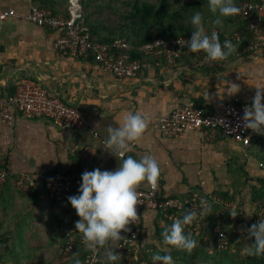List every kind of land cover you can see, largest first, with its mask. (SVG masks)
<instances>
[{"label": "crops", "instance_id": "1", "mask_svg": "<svg viewBox=\"0 0 264 264\" xmlns=\"http://www.w3.org/2000/svg\"><path fill=\"white\" fill-rule=\"evenodd\" d=\"M38 2L53 4L58 15L67 13L65 0ZM9 8L21 17L31 11L24 0H0V10ZM59 36L60 32L23 18L0 22V88L5 97H13L22 84L37 83L63 102L80 108L88 122L87 128L72 132L49 120L18 117L9 125L0 119V156L5 158L9 174L0 197V231L18 233L23 255H35L24 264H49L63 244L54 205L39 194L47 178L58 170L70 169L75 162L80 178L96 168L114 171L119 161L103 145L105 128L118 127L117 122L122 124L130 112L146 115L149 125L143 137L131 143L127 155L140 158L150 153L157 158L164 197H187L195 191L234 196L241 191L245 195L240 201L244 219L252 221L256 207L251 203L250 184L264 179L261 147L254 144L245 148L224 137L209 140L203 131L189 132L178 139L165 138L159 123L162 117L188 104L197 103L214 111L235 98L251 103L256 87L264 86V53L244 58L235 54L234 60L216 65L206 59L190 64L183 60L177 68L152 67L136 79L119 80L93 62L59 53L55 47ZM232 82L240 86V92L228 96L225 92ZM21 175L34 179L32 194L16 189L14 181ZM150 186L145 182L139 187L148 190ZM239 186L242 188L238 191ZM69 214L80 219L71 205ZM167 227L158 211L145 210L143 249L164 254L159 229ZM129 233L122 231L123 239L118 243ZM113 250L117 253L118 247ZM104 251L101 249L98 264H102Z\"/></svg>", "mask_w": 264, "mask_h": 264}, {"label": "built area", "instance_id": "2", "mask_svg": "<svg viewBox=\"0 0 264 264\" xmlns=\"http://www.w3.org/2000/svg\"><path fill=\"white\" fill-rule=\"evenodd\" d=\"M31 8L27 16H20L15 9L9 8L0 10V22L9 19L23 18L30 23L50 28L60 32L55 47L64 56L81 59L92 55L99 70L113 74L119 80H133L138 78L144 71L152 68L150 59L163 57L166 67L171 69L176 65L177 60L183 55L190 53L195 59H206L205 53H192L187 50L186 45H181L184 40L190 37L160 38L137 49L133 48L125 40H116L113 43H96L92 40L90 30L86 24L82 0H69V17L55 16L50 11L38 7L37 0H24ZM237 16L249 20L253 32V40L248 48L237 57L264 53V0L256 2H244L240 7ZM221 32L217 29L206 31L207 34ZM241 42L239 35H225V40ZM133 50L143 55L142 58H134ZM211 64L219 62L209 61ZM221 62V61H220ZM250 102H244L235 98L214 110L207 113L196 108L194 104H188L174 110L171 114L160 119V131L165 138L178 139L186 133L203 131L209 140L218 137L231 139L250 148L258 133L245 129L242 126L244 108L250 106ZM22 117L29 120H49L60 129L77 131L88 127V122L82 110L71 106L56 96L51 95L40 84L29 82L22 84L13 97H5L0 88V119L6 124H12L16 118ZM9 179L6 169L5 158L0 156V194ZM82 179L79 176V165L74 163L70 169H61L50 175L41 194V198L53 203L56 213L61 215L60 234L65 240L63 256L59 264L70 261L71 255L77 245L78 237L75 233V223L79 220L72 214L64 212V204H70L69 196L78 195L79 185ZM16 189L23 194H32L36 188L34 179L27 175H21L14 181ZM140 203L137 204L136 222L130 223V233L119 244L117 254L120 256L118 264H134L138 255L143 249L141 236L143 232V213L145 210H155L160 213L162 219L170 226L176 219L182 217L188 209H194L199 213L200 201L205 199L223 208L216 215L214 227L213 248L219 252L230 249L233 242L248 243L247 229L257 224L264 218V206L255 209L251 222L244 219L241 207L236 203L228 202L217 195H208L202 191H195L187 197H164L162 184L158 181L157 186H150L148 190L137 188ZM225 209L237 210L239 215L233 218L228 215L229 226L225 228ZM206 217L203 220L193 222L186 226L185 232L191 233L193 238L203 236L205 232ZM229 231H231L229 233ZM82 242V237H80ZM83 243V242H82ZM152 250L147 253L152 254ZM101 249L96 253L89 250L87 264H98L100 262Z\"/></svg>", "mask_w": 264, "mask_h": 264}, {"label": "clouds", "instance_id": "3", "mask_svg": "<svg viewBox=\"0 0 264 264\" xmlns=\"http://www.w3.org/2000/svg\"><path fill=\"white\" fill-rule=\"evenodd\" d=\"M209 11L216 16L214 23L221 25L222 18L236 16L241 9L235 0H206ZM192 26L190 40H184L192 53H205L207 60L220 62L226 60L234 51L235 45L230 40H219V35L206 33L203 26L202 13L197 11L191 15L186 23ZM257 91L250 106L244 108L242 126L258 134H264V86L256 87ZM240 92V86L231 83L226 94L234 96ZM116 121V120H115ZM117 122V121H116ZM118 127L109 125L105 128L103 145L119 161L114 170L96 168L82 174V183L79 185L78 195L69 196L68 201L80 217L75 223L76 232L82 234V242L86 249L96 253L104 249L102 264H118L120 256L113 250L119 247L123 237L122 231H129L128 225L136 222L137 204L140 203L137 188L147 183L153 188L157 186L161 175V167L157 158L152 154H145L140 158L127 155L132 142L141 139L148 128L149 118L139 111L128 113L123 117V123ZM213 212L209 201L201 199L200 211L188 209L181 218L176 219L162 232L163 244L191 254L197 247V241L191 233H186V226L193 222L209 217ZM235 218L237 210L229 212ZM248 239L254 243L242 249V254L253 257H264V218L247 229ZM153 264H175L170 253L152 255ZM74 264H82L75 259Z\"/></svg>", "mask_w": 264, "mask_h": 264}, {"label": "trees", "instance_id": "4", "mask_svg": "<svg viewBox=\"0 0 264 264\" xmlns=\"http://www.w3.org/2000/svg\"><path fill=\"white\" fill-rule=\"evenodd\" d=\"M69 4V0H65ZM256 2L258 0H235L238 7H240L244 2ZM39 8L50 11L55 16L58 15V10L56 7L51 5H43L38 0L36 1ZM82 5L84 8V15L86 24L90 30L92 40L96 43H113L116 40H125L133 48L137 49L145 44L154 42L160 38H170V37H190L192 26L189 20L192 14L199 11L203 16V26L205 31H212L217 29L221 32L220 42L223 44L225 40V35H239L242 38L241 42L231 41L236 48L227 59V61L234 60L235 54L242 53L243 50L248 48L253 40V32L249 20H245L240 16H233L228 18H222L223 22L221 25H216L214 16L207 7L206 0H82ZM104 11H112L118 17V21L115 23L107 24L105 19L101 18L100 14ZM66 14L63 16L69 17L68 7L66 9ZM134 58L144 57L141 54L136 53V50L131 52ZM82 60H87L96 64L94 57L92 55L81 58ZM152 67L165 66V60L163 57H158L157 59H150ZM185 60L189 64L192 60H195L194 56L187 53L177 60L174 68L182 66V61ZM196 108L202 109L207 113H212L213 111L207 110L200 104L195 103ZM258 144L264 151V134H260L254 140L253 145ZM261 161L264 162V156L259 157ZM9 180V179H8ZM8 183V182H7ZM6 186V185H5ZM5 188V187H4ZM4 190V189H3ZM3 191L0 194L2 195ZM40 196L42 193H39ZM215 195L220 198L235 203L236 195L231 196L228 193H216ZM251 203L253 206H264V179L259 180L257 184L253 186ZM64 212L69 213V205L64 204ZM213 212L210 216L206 217L207 226H205V232L203 236L199 238H194L197 241V249H203L205 252V257L207 256H230L234 255L236 251L242 252V249L246 246V243L233 242L230 249L224 252H219L213 248V237H214V227L216 225V215L223 208L220 205L212 204ZM225 228L229 226L228 215L230 209H225ZM57 219L59 221V230L61 228V215L56 213ZM169 227L168 223L165 222ZM164 230V229H163ZM159 229V237L163 242L162 232ZM78 237L77 245L71 255L70 261L65 264H74L75 259H80L82 264H87L86 259L89 250L85 248L84 244L80 241L82 234L76 232ZM231 231H229L230 233ZM1 240L5 238V234L0 235ZM63 244L56 259L49 264H55L61 261L63 256V249L65 246V240L62 235ZM6 242L8 239H4ZM3 242V241H2ZM254 243V240H250L248 244ZM166 251L164 254L170 253L173 257L179 258V254H182V261L185 263H193L197 260V253L193 252L189 254V258L185 259L187 252L183 250L176 249L172 246L165 245ZM148 249H142L138 255V260L134 264H153L152 255L147 253ZM176 261V260H175ZM21 264V262H19ZM48 264V263H47ZM127 264V263H123ZM241 264H264V257H253L245 255L244 260Z\"/></svg>", "mask_w": 264, "mask_h": 264}, {"label": "rangeland", "instance_id": "5", "mask_svg": "<svg viewBox=\"0 0 264 264\" xmlns=\"http://www.w3.org/2000/svg\"><path fill=\"white\" fill-rule=\"evenodd\" d=\"M100 16L101 18L105 19L107 24L110 23V25L118 21V17L112 11H108V12L104 11L100 14ZM262 152H264L263 149ZM261 156H264V154H262ZM253 186H254L253 184H250L251 191L249 193L251 195V198H252ZM241 188L242 186H239L238 191L241 190ZM244 198L245 195H242L241 191H239L236 194L235 203L238 204L239 207H242L243 205L241 204L240 201H243ZM205 226H207V222ZM1 234H5V238L8 239V241L6 242L4 240L5 238L1 240L0 237V264H19V262H22L24 264L30 262V258L35 259V255L29 253L30 255L28 254V256L25 257V255H23V253L21 252V249L18 246V242L20 240L18 233H3V231H0V235ZM11 241L15 243L11 244L10 243ZM193 252L195 253L198 252L197 260L194 261V264H241L245 257V254H242V252L240 253L239 251H236L234 255H230L227 257L224 256L212 257V255L205 257L206 255L205 252L203 251V249L200 248L199 249L195 248ZM57 256H58L57 253H54L51 262H53L54 258L56 259ZM178 257L179 258L174 259V261L176 260L175 264H188L182 261V254H179ZM188 258H189V254L185 256V259Z\"/></svg>", "mask_w": 264, "mask_h": 264}]
</instances>
